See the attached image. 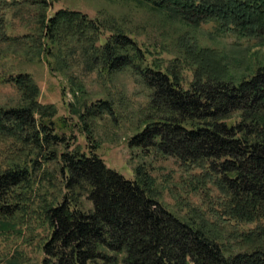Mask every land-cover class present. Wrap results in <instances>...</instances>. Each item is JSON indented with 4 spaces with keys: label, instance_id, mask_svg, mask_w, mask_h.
I'll use <instances>...</instances> for the list:
<instances>
[{
    "label": "trees",
    "instance_id": "1",
    "mask_svg": "<svg viewBox=\"0 0 264 264\" xmlns=\"http://www.w3.org/2000/svg\"><path fill=\"white\" fill-rule=\"evenodd\" d=\"M57 1L0 0V46L11 43L30 57L44 54L23 42L25 36L6 34L8 14L23 2L38 13L36 34L29 37L40 49L42 41L49 45V56L79 51L106 82L129 71L148 92L144 128L129 146L174 158L189 175L191 192L211 209L198 222L183 220L159 203L155 180L140 167L128 180L108 168L94 146L87 154L58 153L63 122H53L55 109L39 105L37 85L20 73L2 80L20 93L22 105L0 106V146L10 149V162L0 169V217L25 210L12 193L26 191L30 167L48 149L42 157L60 164L65 192L60 202L39 201L49 229L42 264H264V62L238 73L225 55L187 38L170 65H151L147 52L116 25L66 10L46 18L49 2ZM129 1L182 26L213 22L219 36L264 45V0ZM112 110L102 101L78 116L86 125ZM83 197L89 209L82 207ZM215 229L226 230V237Z\"/></svg>",
    "mask_w": 264,
    "mask_h": 264
},
{
    "label": "rangeland",
    "instance_id": "2",
    "mask_svg": "<svg viewBox=\"0 0 264 264\" xmlns=\"http://www.w3.org/2000/svg\"><path fill=\"white\" fill-rule=\"evenodd\" d=\"M49 3L46 18L66 10L81 13L108 26L120 27L147 52L148 64L151 65L154 61L163 67L170 65L180 55L181 39L187 38H192L202 48L225 55L232 70L238 73L246 72L247 64L264 62V45L258 40L219 36L213 22L196 27L182 26L160 12L129 0H59ZM7 18L8 36H25L23 42H32V50L40 54L43 51L44 54L30 57L15 51V45L11 43L0 46V106L22 105L20 93L13 85L4 83L3 78L29 74L39 90V105L55 109L52 120L57 126L63 122L58 133L63 134L64 140L57 147L58 153L79 150L87 154L94 146L105 165L126 179L134 180L138 167L149 174L157 184L159 203L176 217L198 222L207 215L205 212L211 209V205L191 192V179L174 158L165 157L152 148L129 146V140L144 128L148 102L147 90L129 71L120 72L106 82L91 72L89 63L79 51L76 54L73 50H65L62 59L49 56V45L40 41V49L38 39L29 37L36 34L38 13L35 6L21 2L17 12L9 13ZM52 49L56 53V48ZM182 74L189 79L185 71ZM102 101L109 102L113 110L87 121L85 125L78 114H84L87 107ZM9 152L7 146H0V169L10 162ZM48 152L46 149L42 156ZM42 156L37 165L30 167L32 177L26 191L17 188L12 193L13 198H18L19 209L26 206L25 210L0 217V224L4 226L0 227V264H42V244L49 235V229L43 218V202L39 201L46 200L47 204L60 202L65 192L64 176L59 173L60 164L55 159L44 161ZM81 202L84 209L91 207L85 197ZM215 232L226 237V230L215 229Z\"/></svg>",
    "mask_w": 264,
    "mask_h": 264
}]
</instances>
